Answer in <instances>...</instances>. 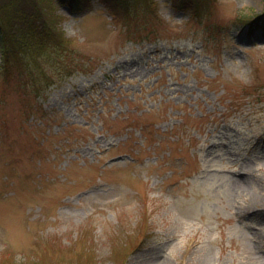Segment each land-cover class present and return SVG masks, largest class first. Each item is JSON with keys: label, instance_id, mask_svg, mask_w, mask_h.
Instances as JSON below:
<instances>
[{"label": "rangeland", "instance_id": "374dc122", "mask_svg": "<svg viewBox=\"0 0 264 264\" xmlns=\"http://www.w3.org/2000/svg\"><path fill=\"white\" fill-rule=\"evenodd\" d=\"M181 1L51 0L74 72L0 74V264H264V0Z\"/></svg>", "mask_w": 264, "mask_h": 264}, {"label": "trees", "instance_id": "16d2710c", "mask_svg": "<svg viewBox=\"0 0 264 264\" xmlns=\"http://www.w3.org/2000/svg\"><path fill=\"white\" fill-rule=\"evenodd\" d=\"M0 0V74L8 79L24 80L35 85L39 94L54 80L46 67L52 65L66 75L74 72L71 63L64 59L71 56L69 45L73 38H67L60 27L61 16L48 12L51 0ZM73 11L91 6V0H58ZM176 1V0H172ZM217 0H182L181 7L192 12L195 20L201 21ZM114 19L131 22L133 7L129 0H101ZM41 3V4H40ZM152 0H146L149 10H156ZM134 13V12H133ZM240 26L248 30L261 29L264 32V12L240 13ZM74 51V50H73ZM66 52V54H65ZM37 85V86H36Z\"/></svg>", "mask_w": 264, "mask_h": 264}]
</instances>
